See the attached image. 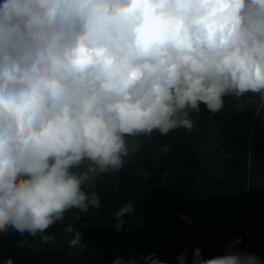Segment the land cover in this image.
<instances>
[{"label": "clouds", "instance_id": "clouds-1", "mask_svg": "<svg viewBox=\"0 0 264 264\" xmlns=\"http://www.w3.org/2000/svg\"><path fill=\"white\" fill-rule=\"evenodd\" d=\"M245 97L264 107V0H0V233L47 244L60 222L86 249L75 222L101 207L98 179L154 131H193L201 103L215 114L233 98L239 112ZM136 211L119 207L117 229ZM241 242L207 259L197 247L192 264H262L233 251ZM141 260L167 264L155 253L111 264Z\"/></svg>", "mask_w": 264, "mask_h": 264}, {"label": "trees", "instance_id": "trees-1", "mask_svg": "<svg viewBox=\"0 0 264 264\" xmlns=\"http://www.w3.org/2000/svg\"><path fill=\"white\" fill-rule=\"evenodd\" d=\"M234 101L233 98H226L223 111L215 114L201 103L199 114L192 115L197 123L193 131L181 128L164 136L154 131L150 137L141 138V150L130 161L126 160L119 172L97 180L95 190L101 207L81 214L75 222V228L83 233L82 243L88 246L86 249L70 248L69 236L64 232L65 225L57 222L48 230L55 234L51 246L41 243L38 236L32 238L27 234L0 233V254L14 257L15 264H111L118 256L131 260L155 253L167 264H177V256L187 250L188 263L197 247L184 226L192 223L198 215L197 204L201 198L196 172L202 157L197 141L203 137L204 130L215 115L232 111ZM165 145L169 146L167 154L162 151ZM227 165L228 171L235 174L242 186L244 157L227 159ZM142 171L149 174L148 179H144ZM220 200L221 209L217 215L223 226L230 230L231 236L222 240L213 238L206 244L220 251L239 237L242 242L233 248L237 251V246L244 242V238L235 231L243 207L233 195L223 193ZM128 201L135 202L137 211L131 217L124 216L123 226L118 230L113 215ZM71 215H65V223L72 222ZM130 224L136 225L138 231L124 236L126 228L131 229ZM112 230L118 231V235L110 239L108 233ZM24 238L28 239V245L19 247ZM139 264H144L143 260Z\"/></svg>", "mask_w": 264, "mask_h": 264}, {"label": "rangeland", "instance_id": "rangeland-1", "mask_svg": "<svg viewBox=\"0 0 264 264\" xmlns=\"http://www.w3.org/2000/svg\"><path fill=\"white\" fill-rule=\"evenodd\" d=\"M249 100L251 104L239 112L234 110L237 103L234 101L230 113L215 115L204 130L203 137L197 141L202 157L196 172L201 198L197 204L198 215L184 228L193 236L205 259L227 251V247L217 251L206 244L213 238L222 240L231 236L230 230L223 226L217 215L221 209L220 196L225 193L235 196L243 207L235 231L244 238V242L237 246V251L255 253L264 264V107L257 112L259 100L254 97H245L239 103L246 104ZM234 157L245 159L242 186L235 174L227 169V159ZM130 225L131 229L126 228L124 236L138 231L136 225ZM5 233L30 236L27 232L21 234L11 228ZM117 235L118 231L114 230L108 233L110 239ZM52 244L54 241L44 245ZM7 257L0 254V264ZM187 264H192V259Z\"/></svg>", "mask_w": 264, "mask_h": 264}]
</instances>
